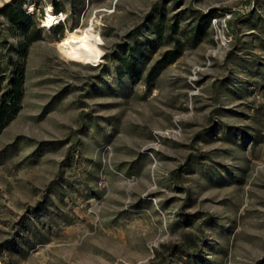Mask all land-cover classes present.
<instances>
[{
  "label": "rangeland",
  "instance_id": "374dc122",
  "mask_svg": "<svg viewBox=\"0 0 264 264\" xmlns=\"http://www.w3.org/2000/svg\"><path fill=\"white\" fill-rule=\"evenodd\" d=\"M0 39V264H264V0H0Z\"/></svg>",
  "mask_w": 264,
  "mask_h": 264
},
{
  "label": "trees",
  "instance_id": "16d2710c",
  "mask_svg": "<svg viewBox=\"0 0 264 264\" xmlns=\"http://www.w3.org/2000/svg\"><path fill=\"white\" fill-rule=\"evenodd\" d=\"M21 4L17 6L20 8ZM18 13L22 14V11ZM19 15L14 16L12 13H8L7 17L9 21L19 30L20 37L24 43H30L38 40L39 29H36L34 35L27 33L19 21ZM7 50V42L0 39V134L3 129L16 117L22 108V99L24 95L23 88V65L17 58L9 59L8 66L12 68L11 71H7L3 64V54ZM21 43L15 49V54L22 56ZM12 74V75H11Z\"/></svg>",
  "mask_w": 264,
  "mask_h": 264
},
{
  "label": "bare ground",
  "instance_id": "6f19581e",
  "mask_svg": "<svg viewBox=\"0 0 264 264\" xmlns=\"http://www.w3.org/2000/svg\"><path fill=\"white\" fill-rule=\"evenodd\" d=\"M7 1V0H5ZM64 14L60 13L59 15L52 12L51 10H47L45 19H44V26L48 29H53L56 24L59 23L62 19H64ZM67 41V43H65ZM101 40L100 37L97 34H83L82 36L76 37L71 40H64L62 42V49L63 52L66 55H69L71 53L72 55H69L70 57H76L77 61L83 63V64H94L98 62L101 58V55L95 59V62H92L94 59V53H91L88 51L90 48H94L97 51H100L98 45L100 44ZM83 44V47L81 45Z\"/></svg>",
  "mask_w": 264,
  "mask_h": 264
},
{
  "label": "built area",
  "instance_id": "2783aa9c",
  "mask_svg": "<svg viewBox=\"0 0 264 264\" xmlns=\"http://www.w3.org/2000/svg\"><path fill=\"white\" fill-rule=\"evenodd\" d=\"M58 14H60V13H58ZM214 24H216V26L218 27V23H217V21H216V19H214ZM226 26V23H225V19H223V22H222V27H225ZM222 40L224 41L223 43H225V42H227V39H226V35H225V31H224V28H222Z\"/></svg>",
  "mask_w": 264,
  "mask_h": 264
},
{
  "label": "clouds",
  "instance_id": "9594fccd",
  "mask_svg": "<svg viewBox=\"0 0 264 264\" xmlns=\"http://www.w3.org/2000/svg\"><path fill=\"white\" fill-rule=\"evenodd\" d=\"M81 47H83V44L81 45ZM88 51L91 52V53H94V59H93L92 62H95V59L98 58L101 55V53L99 51H97L96 49H94V48H90V49H88ZM69 55H72V54L69 53ZM73 58H76V57H73Z\"/></svg>",
  "mask_w": 264,
  "mask_h": 264
},
{
  "label": "snow or ice",
  "instance_id": "6c2138e0",
  "mask_svg": "<svg viewBox=\"0 0 264 264\" xmlns=\"http://www.w3.org/2000/svg\"><path fill=\"white\" fill-rule=\"evenodd\" d=\"M65 43H67V41Z\"/></svg>",
  "mask_w": 264,
  "mask_h": 264
}]
</instances>
